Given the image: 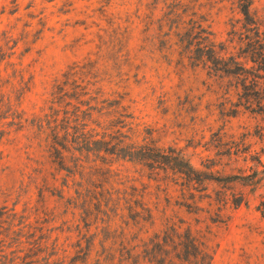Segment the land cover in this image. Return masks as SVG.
Listing matches in <instances>:
<instances>
[{"label":"rangeland","instance_id":"obj_1","mask_svg":"<svg viewBox=\"0 0 264 264\" xmlns=\"http://www.w3.org/2000/svg\"><path fill=\"white\" fill-rule=\"evenodd\" d=\"M240 3L0 0V264H264V0Z\"/></svg>","mask_w":264,"mask_h":264},{"label":"trees","instance_id":"obj_2","mask_svg":"<svg viewBox=\"0 0 264 264\" xmlns=\"http://www.w3.org/2000/svg\"><path fill=\"white\" fill-rule=\"evenodd\" d=\"M240 10L243 13V15L245 17H248L250 19L251 16V11H250V7L253 4V0H240ZM254 21V20H253ZM196 25L194 26V29H197V31L195 32V38L198 39V41L203 40L204 41V50L207 53V58L208 60L213 64L214 68L217 71H222V72H227V73H234L233 70L237 69L238 67H240V62H238L236 60V58L234 56H231V64L232 65L230 67L229 64H226V61L224 59V57L219 56L216 52L215 49V44H213V42L210 39L211 33L208 32V30L203 26V24L201 22L195 21ZM193 34L191 33V36ZM197 41V42H198ZM182 45H185V42L182 43ZM224 48H222L223 50ZM255 61V60H252ZM55 150L58 151L57 147H54ZM105 151H109V150H105ZM111 153V152H109ZM133 154H130V156ZM152 159V158H149ZM177 161L176 166L174 167V169H176L177 172H179L180 174H183L189 178H193V175H196V172H194L193 168L190 166V164L188 163V161L184 160L182 157H177V159L175 160Z\"/></svg>","mask_w":264,"mask_h":264}]
</instances>
